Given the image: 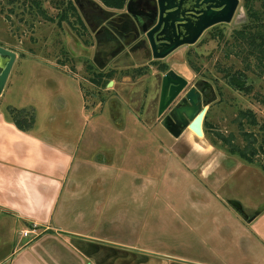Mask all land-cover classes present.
Returning a JSON list of instances; mask_svg holds the SVG:
<instances>
[{
  "label": "rangeland",
  "instance_id": "1",
  "mask_svg": "<svg viewBox=\"0 0 264 264\" xmlns=\"http://www.w3.org/2000/svg\"><path fill=\"white\" fill-rule=\"evenodd\" d=\"M70 1L74 2L0 0V45L18 55L0 96V112L10 117L11 108L29 111L35 119L30 131L35 126L42 140L58 148L75 149L76 158L80 157L78 165L83 163L77 176L81 190L61 198L55 212V219L65 217L63 229L69 231L65 238L73 246L87 249L83 251L88 254H93L88 249L95 243L91 238L104 237L135 249L138 256L145 250L171 255L174 259L169 264L178 263L176 257L221 263L220 243L208 237L216 230L224 231L216 221L226 216L227 210L233 220H241L219 203L203 205L196 212L189 206L188 211L185 205L198 195L197 188L190 180L181 183L179 171L172 167L177 163L179 168L184 159L181 165L201 188L211 192L210 197L244 199L251 204L262 199L264 69L255 60L247 61L234 39L235 29L243 24L235 19L247 21L243 0L232 23L208 29L196 44L181 47L163 61L151 62L150 46L142 52L127 50L107 66L116 72L111 79L114 84L108 86L110 80L105 87L92 81L96 71L94 33L70 13L69 20L61 23ZM163 65L186 76L190 83L202 79L212 85L215 97L212 95L205 117L212 129L207 136L199 138L187 129L176 139L162 126L157 109ZM238 72L247 76L249 90L230 84L228 76ZM110 102L117 104L113 109L116 119L107 110ZM242 112H252L258 123L253 125L251 117ZM220 135L229 138L231 144L222 141ZM253 145L258 152L251 162L231 152L236 146L249 154ZM95 156L114 160V164L106 172L93 173L89 160ZM76 161L72 162L73 170ZM96 175L97 184L90 187L85 178L92 176V182ZM171 181H175V191L167 188ZM178 202L183 203L177 206ZM166 203H176V207L167 210ZM260 216L264 217V212ZM256 220L248 225L249 230L262 222ZM24 227L28 226L14 225L7 218L8 253L15 245L10 236L17 245L35 240L34 234L23 236ZM52 240L51 246L63 247L60 237ZM67 256L69 264H79L81 257L77 259L73 252ZM16 257L13 254L7 263ZM122 260L119 256L117 262ZM83 262L92 263L89 258Z\"/></svg>",
  "mask_w": 264,
  "mask_h": 264
},
{
  "label": "crops",
  "instance_id": "2",
  "mask_svg": "<svg viewBox=\"0 0 264 264\" xmlns=\"http://www.w3.org/2000/svg\"><path fill=\"white\" fill-rule=\"evenodd\" d=\"M34 129L31 131L21 130L11 117L0 112V264H8L7 261L13 254L17 257L11 259L9 264H69L67 255L72 252L77 255V259L82 258V262L81 258L78 261L79 264H85L83 262L85 258H89L94 264H151L148 261L150 259H156L159 264L165 262V264H169V260L174 259L166 253L146 250L142 251V255L147 256H138L135 249L104 237L101 240L97 237L91 238L95 243L88 249L93 251V254L83 251L87 250L85 248H81V250L73 246L70 240L65 238V232H69L63 229L65 217L62 215L55 219V212L61 198L69 197L81 190L82 185L77 176L80 174L83 163L79 161L78 165L80 157L76 158L77 151L75 149L71 151V149L58 148L55 144H49L48 141L42 140ZM76 159L73 170L72 162H75ZM182 160L178 161L179 168L176 163L172 169L179 171L182 177L181 183L190 180L192 187L197 188L198 192L197 196L192 197L195 201L191 199L192 202L185 205L188 211H190L189 206L192 207V211L196 212L203 205L219 203L225 209L227 207L232 209L241 221L233 220L230 211L227 210L226 216L224 215L223 218H218L216 221L218 227L224 231L216 230L210 238L208 237L210 240L216 239L217 244L220 243L221 263L202 260L191 262L182 257H176L178 263L173 264H264V217L260 216L263 212L253 221H248L228 203L227 199L221 198L219 195L220 198L210 197L211 192L207 188H201L202 185L198 184L195 178L193 180L189 170L181 165ZM89 162L91 166L89 169L93 173L102 172L104 169L106 172L107 167H112L114 164V160L106 161L97 156L90 159ZM84 168L85 173H88L86 172L87 168ZM91 177L85 178V181L89 182L87 184L90 187H95L97 175L92 182H90ZM174 182L171 181L167 185L170 191H175L176 184H172ZM263 196L264 194L261 196L262 199L258 202L255 201L254 204L243 199L240 202L242 201V204L245 203L248 206L249 204L253 205L249 206L251 210L249 214L252 215L264 202ZM181 203L183 202H178L177 206H181ZM164 207L167 210L168 207L173 210L176 203H166ZM8 217L14 225L19 222L28 226L24 229L37 225L38 229L42 228V231L38 232L41 235L37 237L35 234H31L35 240H28L20 245L15 243L14 236H10L15 245H13L14 249L8 253L6 241L8 239ZM256 219H260L262 222L258 226L255 225L256 229L249 230L248 225ZM13 234H16V231H13ZM63 234L64 237H61ZM52 237H60L63 242L58 241L63 247H57L55 243L51 246ZM46 240H50V245L45 244ZM113 245L117 249L113 248ZM203 245H206V242H203ZM62 255L64 256L63 262L61 261ZM119 256L124 258L123 262H117ZM151 256L154 257L151 258Z\"/></svg>",
  "mask_w": 264,
  "mask_h": 264
},
{
  "label": "water",
  "instance_id": "3",
  "mask_svg": "<svg viewBox=\"0 0 264 264\" xmlns=\"http://www.w3.org/2000/svg\"><path fill=\"white\" fill-rule=\"evenodd\" d=\"M74 2L84 17L85 7L93 5L98 7L106 18L113 17L111 21H117L124 31L128 30L127 24H122L120 19L122 15H116V12L104 8L97 0ZM240 2V0H128L126 13L123 15L133 20L139 35H145L153 59H165L181 47L196 44L208 29L219 24L232 23ZM245 21L246 18L235 19L237 24ZM117 35L121 37L118 32ZM133 41L125 45L128 46ZM17 57L15 51L0 45V96L7 85ZM95 62H98L97 58ZM113 84L114 81L111 80L108 86ZM199 85L198 83L189 87V79L175 69L169 70L163 76L158 116L161 117L171 107L164 124L174 138L181 137L187 129L199 138L205 136L203 122L212 100H207L204 90ZM181 96L182 98L178 100ZM228 203L248 221H253L264 212V202L252 215L245 211L240 201L232 199Z\"/></svg>",
  "mask_w": 264,
  "mask_h": 264
},
{
  "label": "trees",
  "instance_id": "4",
  "mask_svg": "<svg viewBox=\"0 0 264 264\" xmlns=\"http://www.w3.org/2000/svg\"><path fill=\"white\" fill-rule=\"evenodd\" d=\"M128 0H101L102 4L108 8L114 9H122L125 8L126 3ZM69 11L67 13H63L61 16V23L68 21V14H72L74 19H76L77 23L80 24L82 27H85L87 30L86 23L73 1L69 2ZM243 5L247 10V21L241 25V28L235 29L234 31V39L237 40L238 45L245 53L247 61L255 60L259 64H262L264 69V0H243ZM45 18L52 19L48 15H44ZM244 45V46H243ZM243 46V47H242ZM156 62L158 60H155ZM249 63V62H248ZM251 64V63H250ZM163 71L168 70V66L163 65L161 66ZM115 70H111L109 72H103L100 74L94 73L92 77V81L99 86L105 87L106 83L110 81L113 76L115 75ZM229 82L230 84L242 91L249 90L247 84V76L244 75L242 72H238V74H230ZM243 116L251 117V123L256 125L257 119L252 112H242ZM10 117L16 124V126L21 130H30L35 122L34 115L31 114L29 111L20 110L17 108H11L10 110ZM204 133L207 136L209 131L212 129V125L210 122L204 119L203 122ZM222 141L225 143H230L231 140L226 138L223 135L219 136ZM256 142V140H254ZM261 145L260 147H262ZM232 153H239L240 156L248 161H253L255 155H257V148L253 145L251 147V151L248 154L246 150H242L233 146L231 148Z\"/></svg>",
  "mask_w": 264,
  "mask_h": 264
},
{
  "label": "flooded vegetation",
  "instance_id": "5",
  "mask_svg": "<svg viewBox=\"0 0 264 264\" xmlns=\"http://www.w3.org/2000/svg\"><path fill=\"white\" fill-rule=\"evenodd\" d=\"M98 2L104 8L116 12V15H122L120 18L122 20V24H124V25L127 24V26H128L127 27L128 30L124 31L122 29V26H120L119 23H117V21H114V22L111 21L113 17L110 19L106 18V16L100 12V9L98 7L93 6V5H88L85 7L86 17H84V15L79 10L84 21H85V23H86L87 28H89V30L92 33H94L95 38H96V48H95L96 52H95V56L93 58V62L95 64V66H93V67L96 68L95 69L96 71L94 73L100 74L103 72L111 71V69L107 70V66L109 64L113 63L114 60L118 58V56H121L122 54H126L125 52H127V50H131L133 52L134 51L142 52L143 50L145 51V49H147L149 45H148V41H147L145 35H139L133 20L131 18H129L127 15H123L126 13V6H125V8H122V9H114V8L105 7L100 1H98ZM108 23H109V25H108ZM94 30H96V32H94ZM115 30L118 32V34H120L121 37H119L117 35V32H115ZM132 40H134L132 44H130L128 46L125 45V43L131 42ZM147 52H148V50H147ZM95 58H97L98 62H95ZM155 60H162L163 61L164 59H153V57H152L151 62L155 61ZM105 64H106V66H104ZM158 69L160 70V68H158ZM171 69L172 68H168V70L165 71V73ZM112 70H114V69H112ZM162 81H163V78H162ZM198 83L200 84L199 87L202 90H204V93L206 95L207 100H212V98L215 97L212 86H211V84H209L205 80L203 81L202 79H199V80L197 79L194 82H191L189 87L197 85ZM161 90H162V84H161ZM212 95L214 97H212ZM160 98H161V92H160ZM160 98H159V103H160ZM181 98H182V96L178 100H180ZM115 106L117 107V104L114 105V103L112 104V102H110L108 104V107H107L108 108L107 110L110 111L111 116L114 119H116V114L113 111ZM170 109H171V107L161 117H159L158 116L159 104H158L157 116H158V119L161 120V124L165 129H166V127H165L164 123H165L166 117L168 116V114L170 112ZM168 134L170 135V137H173L169 133V131H168ZM104 160H106V159H104ZM232 199L233 198H227L228 201L232 200ZM243 204H245V203H243ZM245 205H244V209L247 213H249L251 210L247 204H245Z\"/></svg>",
  "mask_w": 264,
  "mask_h": 264
},
{
  "label": "built area",
  "instance_id": "6",
  "mask_svg": "<svg viewBox=\"0 0 264 264\" xmlns=\"http://www.w3.org/2000/svg\"><path fill=\"white\" fill-rule=\"evenodd\" d=\"M22 234H23L24 237H28L31 234L38 235L39 233H38V227H37V225H33L31 227V229L30 228H27V229L22 230Z\"/></svg>",
  "mask_w": 264,
  "mask_h": 264
}]
</instances>
